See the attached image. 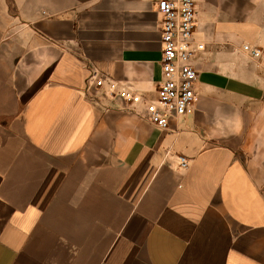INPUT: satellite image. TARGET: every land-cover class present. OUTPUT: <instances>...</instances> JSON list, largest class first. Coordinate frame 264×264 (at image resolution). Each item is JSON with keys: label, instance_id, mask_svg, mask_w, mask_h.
Returning a JSON list of instances; mask_svg holds the SVG:
<instances>
[{"label": "crops", "instance_id": "0c3cea01", "mask_svg": "<svg viewBox=\"0 0 264 264\" xmlns=\"http://www.w3.org/2000/svg\"><path fill=\"white\" fill-rule=\"evenodd\" d=\"M157 1L0 0V264H264V0H196L166 131L94 86L156 98Z\"/></svg>", "mask_w": 264, "mask_h": 264}, {"label": "built area", "instance_id": "2783aa9c", "mask_svg": "<svg viewBox=\"0 0 264 264\" xmlns=\"http://www.w3.org/2000/svg\"><path fill=\"white\" fill-rule=\"evenodd\" d=\"M156 11L160 17L162 33V80L156 98L146 99L132 87L104 78H95V91L99 99L119 100L125 105L145 107V119L155 128L166 131L170 122L187 116L196 102V84L199 71L194 57L205 49L196 39V0H158ZM245 51L264 60V53L245 46ZM95 97V98H97ZM181 165L189 163L181 157Z\"/></svg>", "mask_w": 264, "mask_h": 264}]
</instances>
